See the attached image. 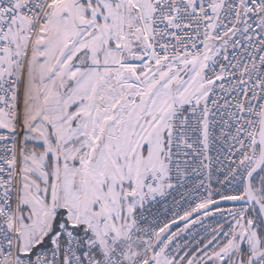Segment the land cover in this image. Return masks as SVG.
Returning <instances> with one entry per match:
<instances>
[{"label":"snow or ice","instance_id":"6c2138e0","mask_svg":"<svg viewBox=\"0 0 264 264\" xmlns=\"http://www.w3.org/2000/svg\"><path fill=\"white\" fill-rule=\"evenodd\" d=\"M0 264H264V0H0Z\"/></svg>","mask_w":264,"mask_h":264}]
</instances>
